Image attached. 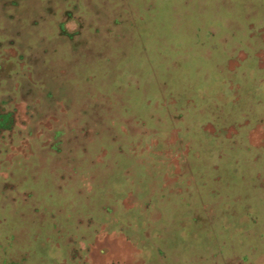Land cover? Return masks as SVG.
<instances>
[{
  "label": "rangeland",
  "instance_id": "374dc122",
  "mask_svg": "<svg viewBox=\"0 0 264 264\" xmlns=\"http://www.w3.org/2000/svg\"><path fill=\"white\" fill-rule=\"evenodd\" d=\"M6 111L0 264H264V0H0Z\"/></svg>",
  "mask_w": 264,
  "mask_h": 264
},
{
  "label": "trees",
  "instance_id": "16d2710c",
  "mask_svg": "<svg viewBox=\"0 0 264 264\" xmlns=\"http://www.w3.org/2000/svg\"><path fill=\"white\" fill-rule=\"evenodd\" d=\"M80 1V0H78ZM237 21V20H236ZM211 23H209V25H207V33L209 35H211V31H212V25H210ZM171 74V72H170ZM178 79V86H177V89L174 90L178 93V100L180 101H186V102H190L191 104H193V97H192V94H195L196 93L192 92L190 87H187L185 86L186 84L190 83V84H193V88H194V80H192L191 78H187V77H183L181 78L180 76L177 77ZM164 84H170L169 81H166L164 82ZM197 92V91H196ZM51 94V93H49ZM197 96H201V94L199 92H197ZM205 99H206V95L203 94L202 95ZM14 124H15V121H14V117H13V114L11 111H6V112H0V130L6 132V131H9L11 130L13 127H14ZM17 186V185H16ZM16 187L14 186L13 189H15ZM235 211H237V209L235 208ZM255 219V218H254ZM251 221H254V220H251Z\"/></svg>",
  "mask_w": 264,
  "mask_h": 264
}]
</instances>
